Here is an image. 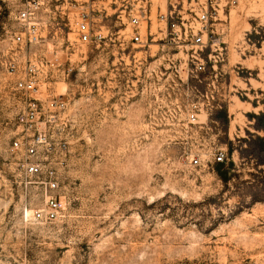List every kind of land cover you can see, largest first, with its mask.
I'll list each match as a JSON object with an SVG mask.
<instances>
[{
    "label": "rangeland",
    "instance_id": "rangeland-1",
    "mask_svg": "<svg viewBox=\"0 0 264 264\" xmlns=\"http://www.w3.org/2000/svg\"><path fill=\"white\" fill-rule=\"evenodd\" d=\"M26 1L0 0V54L13 52L8 35ZM38 1L53 20L42 28L52 44L37 53L55 61L54 92L70 97L64 208L49 223L30 217L34 190L7 164L14 126L0 83V264H264V0H235L215 20L227 100L207 134L227 160L207 168L182 156L200 130L159 121L173 95L130 86L128 48L113 58L110 47L68 45L61 0Z\"/></svg>",
    "mask_w": 264,
    "mask_h": 264
},
{
    "label": "built area",
    "instance_id": "built-area-1",
    "mask_svg": "<svg viewBox=\"0 0 264 264\" xmlns=\"http://www.w3.org/2000/svg\"><path fill=\"white\" fill-rule=\"evenodd\" d=\"M235 0H61L57 16H64L79 44L98 50L128 48L130 86L139 91L171 93L160 109L159 121L183 131L202 134L182 151L191 167L207 168L227 160L226 149L210 136L212 113L225 101L217 65L222 53L215 43L219 13ZM46 16L41 19L40 12ZM42 1L28 0L14 13L19 30L8 35L13 51L0 54V83L7 98L13 130L7 148L10 175L31 186L36 202L30 217L49 223L64 208L59 171L66 160L68 139L62 130L68 120L70 97L55 93V61L42 51V35L53 16ZM53 14V13H50ZM48 41V42H47ZM58 64V63H57ZM71 67L61 68L67 75ZM9 79L5 80L4 77Z\"/></svg>",
    "mask_w": 264,
    "mask_h": 264
},
{
    "label": "bare ground",
    "instance_id": "bare-ground-1",
    "mask_svg": "<svg viewBox=\"0 0 264 264\" xmlns=\"http://www.w3.org/2000/svg\"><path fill=\"white\" fill-rule=\"evenodd\" d=\"M26 215H28V213L26 212Z\"/></svg>",
    "mask_w": 264,
    "mask_h": 264
}]
</instances>
